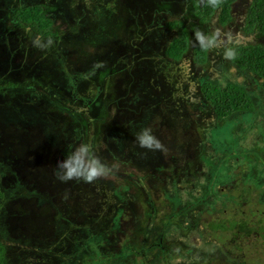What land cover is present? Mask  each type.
I'll return each mask as SVG.
<instances>
[{"label":"rangeland","instance_id":"374dc122","mask_svg":"<svg viewBox=\"0 0 264 264\" xmlns=\"http://www.w3.org/2000/svg\"><path fill=\"white\" fill-rule=\"evenodd\" d=\"M251 1L220 24L196 16L203 0H0L3 264H264V92L228 56L264 44L244 30ZM33 4L44 32L13 17ZM172 21L179 60L165 54ZM204 83L245 88L253 109L217 116ZM145 127L162 148L137 146ZM81 143L111 172L59 181L56 162ZM212 219L245 231H209Z\"/></svg>","mask_w":264,"mask_h":264},{"label":"trees","instance_id":"16d2710c","mask_svg":"<svg viewBox=\"0 0 264 264\" xmlns=\"http://www.w3.org/2000/svg\"><path fill=\"white\" fill-rule=\"evenodd\" d=\"M233 2L235 0H203L195 10V14L201 20H205L217 12L218 22L226 24L231 19V4ZM13 17L19 23L31 26L39 32H44L50 25V20L43 16L41 7L35 4L16 8L13 11ZM167 25L169 28H177L179 35L172 38L168 43L165 54L172 60H179L187 47L185 34L181 31L176 21H172ZM244 30L246 33H255L257 36L264 38V0L251 1L246 12ZM206 49L207 45L204 43L196 45L192 52L193 62L199 64L205 62ZM228 53L232 65L238 67L240 70L250 72L254 74V77L261 79V90L264 92V44L244 43L231 48ZM200 92L219 117H225L231 113H244L253 109L252 98L254 97H251L245 88L238 85L227 84L224 87H218L204 83L200 86ZM261 178L260 174L258 179L260 180ZM166 194L168 195V193ZM193 208L194 205L189 207V210ZM194 216L198 217V212ZM212 220L206 225L209 231L211 229L223 230L227 227H235L239 232L245 231L243 223H238L236 219L230 220L227 224H224L223 220ZM196 230L194 229V231ZM3 256L4 246L0 242V264H3Z\"/></svg>","mask_w":264,"mask_h":264},{"label":"clouds","instance_id":"9594fccd","mask_svg":"<svg viewBox=\"0 0 264 264\" xmlns=\"http://www.w3.org/2000/svg\"><path fill=\"white\" fill-rule=\"evenodd\" d=\"M196 37L197 39H202L198 32L196 33ZM135 141L138 147L148 150L162 148L160 141L152 134L151 129L147 127L141 128L135 134ZM56 169V179L61 182L77 180L91 183L97 178L104 177L111 172L108 166L102 164L100 160L91 153L86 143L70 147V149L66 151L64 158L56 162ZM182 222H185V220ZM191 222L193 221L187 222L188 228ZM191 226L195 229L193 224H191ZM181 228L185 229L183 227Z\"/></svg>","mask_w":264,"mask_h":264},{"label":"flooded vegetation","instance_id":"af4514ba","mask_svg":"<svg viewBox=\"0 0 264 264\" xmlns=\"http://www.w3.org/2000/svg\"><path fill=\"white\" fill-rule=\"evenodd\" d=\"M195 229H197V228L195 227Z\"/></svg>","mask_w":264,"mask_h":264}]
</instances>
